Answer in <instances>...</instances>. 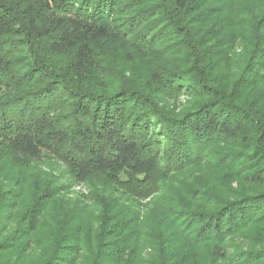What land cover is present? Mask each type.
Wrapping results in <instances>:
<instances>
[{"label": "trees", "instance_id": "trees-1", "mask_svg": "<svg viewBox=\"0 0 264 264\" xmlns=\"http://www.w3.org/2000/svg\"><path fill=\"white\" fill-rule=\"evenodd\" d=\"M249 3L0 0V264H264Z\"/></svg>", "mask_w": 264, "mask_h": 264}, {"label": "rangeland", "instance_id": "rangeland-1", "mask_svg": "<svg viewBox=\"0 0 264 264\" xmlns=\"http://www.w3.org/2000/svg\"><path fill=\"white\" fill-rule=\"evenodd\" d=\"M253 1V4L257 6V8L264 6V0H238V3L243 6V4H252L249 3ZM243 3V4H242ZM248 37V35L246 36ZM236 54L239 53V50L235 51ZM185 102V98L180 97L174 104L176 106H181ZM173 101H170L169 104H172ZM39 169L43 172L50 174L57 180V184H64V196H67L68 199H74L77 195H87L89 193V187L87 185H77L72 181L71 177L68 175L66 169L60 164L54 161L44 162L40 165Z\"/></svg>", "mask_w": 264, "mask_h": 264}]
</instances>
